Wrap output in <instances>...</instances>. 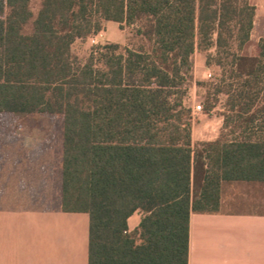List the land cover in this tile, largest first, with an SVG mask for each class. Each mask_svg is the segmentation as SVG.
<instances>
[{
  "label": "trees",
  "instance_id": "trees-1",
  "mask_svg": "<svg viewBox=\"0 0 264 264\" xmlns=\"http://www.w3.org/2000/svg\"><path fill=\"white\" fill-rule=\"evenodd\" d=\"M31 1L0 0V114L56 119L50 208L88 214L87 264H188L190 214L218 211L224 182L264 184V39L243 53L256 7L40 0L33 13ZM108 21L135 26L144 42L105 43L81 61L74 43ZM212 48L206 65L221 78L205 109L223 94L229 132L193 142V55Z\"/></svg>",
  "mask_w": 264,
  "mask_h": 264
},
{
  "label": "crops",
  "instance_id": "crops-1",
  "mask_svg": "<svg viewBox=\"0 0 264 264\" xmlns=\"http://www.w3.org/2000/svg\"><path fill=\"white\" fill-rule=\"evenodd\" d=\"M207 127L192 141L217 139ZM50 206L0 198V264H87L88 214ZM188 264H264V184L224 182L218 211L190 214Z\"/></svg>",
  "mask_w": 264,
  "mask_h": 264
},
{
  "label": "rangeland",
  "instance_id": "rangeland-1",
  "mask_svg": "<svg viewBox=\"0 0 264 264\" xmlns=\"http://www.w3.org/2000/svg\"><path fill=\"white\" fill-rule=\"evenodd\" d=\"M256 7L254 27L251 39L243 53L255 55L258 52V42L264 39V0H250ZM40 0L31 1V10L37 12ZM135 26H120L118 23L105 22L98 36L100 46L105 43H120L132 48L138 47L144 41L136 35ZM93 35V34H92ZM91 35V36H92ZM90 36V37H91ZM90 37L77 40L72 51L84 61L93 50ZM214 49L196 50L193 55L192 80L188 83L185 104L190 107L200 103L202 111L192 119L194 137H200V126L208 124L203 130L207 135L228 133L223 129V111L225 96L220 94L214 108L207 113L205 102L206 91L213 92V85L221 78L220 68L212 63L206 65V56L214 54ZM211 74V76H208ZM201 84H198L200 83ZM211 99V98H209ZM55 118L51 115L33 113L26 115L0 114V198L1 199H32L52 203L53 163H54V132L57 130ZM230 137V136H229ZM139 218L135 214L130 219L134 225Z\"/></svg>",
  "mask_w": 264,
  "mask_h": 264
},
{
  "label": "built area",
  "instance_id": "built-area-1",
  "mask_svg": "<svg viewBox=\"0 0 264 264\" xmlns=\"http://www.w3.org/2000/svg\"><path fill=\"white\" fill-rule=\"evenodd\" d=\"M101 35V32H97L96 34H93L90 39H91V43L93 44L94 48H93V52L96 54L97 52H99L102 48V46H100L99 42H98V36ZM208 76H211V74H209ZM202 111V105L200 103L194 104L193 107L191 108V116L192 119H194L195 115L198 114L199 112Z\"/></svg>",
  "mask_w": 264,
  "mask_h": 264
}]
</instances>
